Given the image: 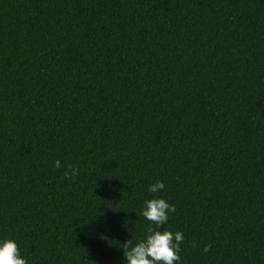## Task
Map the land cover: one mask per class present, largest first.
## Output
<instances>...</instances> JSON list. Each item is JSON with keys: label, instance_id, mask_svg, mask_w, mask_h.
I'll list each match as a JSON object with an SVG mask.
<instances>
[{"label": "trees", "instance_id": "trees-1", "mask_svg": "<svg viewBox=\"0 0 264 264\" xmlns=\"http://www.w3.org/2000/svg\"><path fill=\"white\" fill-rule=\"evenodd\" d=\"M156 180L182 264H264V0H0V236L123 264Z\"/></svg>", "mask_w": 264, "mask_h": 264}, {"label": "clouds", "instance_id": "clouds-1", "mask_svg": "<svg viewBox=\"0 0 264 264\" xmlns=\"http://www.w3.org/2000/svg\"><path fill=\"white\" fill-rule=\"evenodd\" d=\"M54 167H63V177L75 179L80 169L71 164L62 166L60 160L54 162ZM166 185L162 180H156L148 185L147 191L152 194L143 201L141 215L148 221L144 234L135 241L127 240L123 248V264H182L181 245L185 240L180 230H171L165 225L171 214L175 213V205L159 195L165 192ZM87 224V223H86ZM210 245H205L207 252ZM0 264H28L27 258L20 252L18 242L6 236H0Z\"/></svg>", "mask_w": 264, "mask_h": 264}]
</instances>
